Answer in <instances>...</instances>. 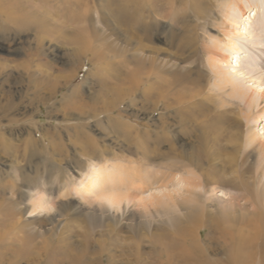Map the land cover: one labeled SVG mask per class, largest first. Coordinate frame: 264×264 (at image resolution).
Segmentation results:
<instances>
[{
    "label": "bare ground",
    "instance_id": "obj_1",
    "mask_svg": "<svg viewBox=\"0 0 264 264\" xmlns=\"http://www.w3.org/2000/svg\"><path fill=\"white\" fill-rule=\"evenodd\" d=\"M116 1L111 0V3L105 5L104 7H106V9H104V14L97 15V17L92 15L89 8H83L84 12L87 13L88 25L78 29L73 39L75 52L82 54L80 56L81 63L84 59L88 58L89 55L91 61L94 57H101L109 61V58L111 59L115 56L109 57L107 52L105 53V49H107L109 51L115 50L116 56L119 55L118 58H122L119 62L118 59L115 60L116 65L127 63L135 65L133 68H131L132 66L129 67L126 65L124 70H121V68H119V70L116 66V71L113 70L115 74L113 71L109 73L106 72V75L101 72L102 76L97 77V81L101 83L100 89L103 91V93L99 94H104V96L107 95V97L109 96L108 98L104 97L105 99L101 106L102 110H100L98 114L96 113L98 110L96 100L99 94L97 92H92L89 94V97L87 96V100L79 94V89H82V86L89 81V76L88 78L85 77L79 85H73L72 83L76 79L77 70L70 76L64 77L62 84H60L63 88L71 85V92L77 91V96L75 97H72L71 93L67 94L62 92L61 89V91L57 90L55 86L49 87V92L40 95L38 93L39 96H37V91H41L42 88L45 87L46 84L44 83H46V78L41 71L36 72L35 70L31 72L29 70L31 65L30 58L27 57L23 59L19 64L20 70L14 76L11 75L10 79L5 73L7 71V64L4 63L6 59L0 58V77H2L0 82V148L3 151L2 154L0 153V159L4 160L0 162V174L1 171L3 172L8 166L12 169L13 167H17L20 169L19 172L21 173L26 172L23 166L19 165L16 160L18 162L25 161L26 164H31L33 159L39 158L38 162L42 164L40 167L41 172L38 173L39 179L41 180L42 176L51 178V184L56 183V186L59 187H57L59 190L55 197L51 192L49 195V193L45 191L36 189L35 193L37 196H35L33 190V192H31L33 193L32 198L30 197L32 201L31 204H29V201L27 203L24 202L26 194L24 189L35 182L39 184L40 181L37 182L39 179H33L35 181L29 178L25 179L23 174L22 177L20 176V180L13 176L11 181L12 184L10 181L9 183H0V264H41L42 259L45 257L48 258L46 260L47 264L51 262V264H86L92 259L97 260L96 264L101 262L100 257L103 258L102 251L107 248H105L103 244L100 246V251L91 258L86 251L78 253V249L74 247L71 240V233L74 232V230L67 222L63 229L58 232L59 224L62 222V220H60L61 217L67 215L65 219L67 221L71 220L66 213L68 211L67 201L65 202V199L62 200L61 198L67 195L71 196L72 192L76 193V195H80V198L84 201L89 200V204L93 206L89 207L90 209L93 208L92 211H88V208H85L86 213L83 212V221L86 223L87 229L80 233L81 236L84 237V243L81 244H84L82 249L88 247V245L90 246L91 242L89 237L91 232L106 226L103 224V216L106 212L113 210L116 217L115 222H119V220H121V215H124L125 209L131 204L147 205L146 207L150 209L149 212L144 211L138 213L139 216L135 214L133 218L136 226L130 225L128 230L132 234L138 236V240L141 239L142 229H148L150 226L152 227L153 224L152 221L150 222L147 219L143 220L142 217L147 218L160 212L161 209L157 206L162 205L163 202L166 205L163 211L168 216V224L171 225L163 227L162 231H165V233L160 234L164 235V237L166 236L165 239L173 236L176 241L178 239L182 240L180 243L168 244L170 248H167L169 251L166 250L169 255L165 253L168 260L167 264H264V168L253 181H250L249 178L243 179L240 174L238 176L235 175L230 182L231 186L236 189L235 194L231 197L224 195L227 203L221 205V207L218 206L216 211L209 210L208 206L210 203L207 202L210 201L212 198L211 196L214 195L212 192H214L215 187L212 186L205 189L204 186L205 181L209 183H218V178H220L218 177L220 169L218 172L217 168L219 152L218 90L223 91V93L228 92L226 96L235 98L239 100L242 105L244 104L243 106L249 109L250 113L253 112L252 115L255 117L254 121H257L259 118H261L262 121V117H264V57H262V55H264V0H228L225 2V8H221V13L224 18H220L223 26L221 34L224 35V38L219 41L215 39L210 43L204 44L203 51H201L205 53V55H208V64H205L210 71L200 67L199 61L201 59H199L200 56L197 55L198 50H202L198 45L200 44V36L198 33V28L201 27L200 24L197 23L192 26L187 24L185 29L190 30V33H188V36H186L187 38L182 40L180 44L179 48L181 52L178 50L179 52H176L174 55L166 53L168 54L165 55L167 57L162 59L159 57L160 50L151 48V54L155 55L145 56L142 54L140 57L138 54L139 48L136 47V45L133 48H129V46L136 40L147 37H149L151 41V37L153 38L154 31L156 30L154 25L158 23L161 14L154 8L153 10H146L144 5L142 8L140 3H145L146 7H148L147 4H150V0ZM153 1L157 2V0ZM27 2L29 3V0H0V34L10 33V31L22 33L30 32L34 29L35 32H38V36H36L37 44L42 45L40 43L44 40V35L49 29L47 23L50 21L47 19V15L49 14L50 16V11L45 13V16L43 12L33 8L34 6L32 9L30 5L29 8L31 9H29L27 7ZM165 3L171 7L174 0H164V4ZM152 4H154V2ZM199 4H196L197 10L200 8ZM152 6L155 7L154 5ZM197 10H195V12H197ZM258 10L261 11V13H259ZM172 13L174 12L170 11L167 17L172 15ZM252 13L253 16L250 17ZM246 15L248 19L247 17L245 18ZM150 16L153 19H148ZM64 19L69 21V17L66 15H64ZM55 20L56 19H53L50 25L55 24ZM100 24L103 25L100 26ZM248 25H250V27H248ZM251 27L253 29L250 30ZM248 32L249 35L246 36L245 34H248ZM250 32H252V34H250ZM112 38H114V40H112ZM115 40H121L125 45L117 47L113 42ZM248 42H250V44ZM168 44L171 46V43ZM251 48H255L257 51L253 53ZM33 53L36 54L35 52ZM83 55H87V57H83ZM36 56L38 57V55ZM172 58H175L176 61H172ZM180 62L184 64L182 65ZM118 70L119 72H117ZM2 73H5V76H1ZM192 73H194L196 77H191ZM207 77L209 80L210 78L214 79L212 85L213 87L215 86L214 90L216 93H207L208 95L204 93L203 89L206 85L203 84H207ZM248 78L250 79L247 80ZM54 79H57L56 75ZM108 80H113V85L112 81ZM248 81L251 83L247 84ZM7 82L20 85V87L22 85V87L17 93H11L14 91L11 86L9 88H4ZM26 82L31 83L27 84ZM140 86L144 87L143 94L146 97H151V95L154 97L155 95L156 98H159L158 96L165 98L168 97L169 94L173 95V99L171 100L176 103V109L180 110L181 117L179 119L184 124L188 123L187 116L193 112L195 107L198 106L202 109V115L204 117L206 116V125L204 126L209 129V132L205 134L201 133L202 138H200L199 149L196 151L197 154L191 153L190 151L179 150V147L176 148L174 143L171 142V139L168 140L169 137L167 134L161 133L162 135H159L156 139L159 138L161 142L163 140L169 142L168 151L165 152V156L170 157L172 161L170 166H159V168H153L152 165H149V162H152L150 159H155L156 154H160V146L157 145L159 143H156L153 149L147 150V148L142 147V140L137 136L134 138V136H132L133 134H131L134 132L136 128L135 124L137 123L130 119H124V112H119L118 114L113 113V115L110 114L114 111L113 109L127 100L129 94L135 93L132 92L131 89L136 87L139 90ZM28 92H31L30 94H32V97L30 95L31 98L26 99ZM60 92H62V95L59 97ZM140 93L142 94V92ZM133 94H131V102H135L133 100ZM31 103L36 105L30 110L28 104ZM43 105L46 106L45 108L49 119L52 120L54 117L56 118L58 115L57 113L63 115L64 118L61 119L60 126L53 125L48 129V127L42 126L40 122L31 121L36 115L37 110ZM165 106L167 107V105ZM142 107H145V105H142ZM250 113L249 119L247 118L248 121L250 120ZM100 114H104V119H96ZM132 114L137 116L136 113ZM89 116L93 121L89 122V125L94 122L97 125H104V122L111 121L115 130L118 131V128L125 130L124 133L127 138L126 147L130 148L128 144L135 145V149H131L129 152L135 154L137 159L127 160L121 158L118 153L110 149V144H107L108 147H100L98 143H95L88 154L86 160L87 168H85V171L82 173L83 177L78 183H75V181L72 180L75 178L72 175L73 166L70 164L66 166L62 164L64 160L66 161L70 158V156L65 157L68 152L66 143H68V140L71 142L70 140L75 137L67 132L79 129L83 131L82 136H84L85 141H92V138H94L92 137L94 134L91 136L93 125L88 126V121L83 119ZM73 120L79 121L72 122ZM28 121H30V123H28ZM194 122H196V119ZM10 124H16L17 126H14L15 128H9ZM2 125H7L9 127L6 129L2 127ZM195 125L197 126L198 124L196 123ZM143 128L141 131H143ZM251 128L248 130L246 148L248 147L249 151L255 154V164L258 169L262 168L264 163V141L259 138V132ZM50 129H54L55 131H50ZM63 130L68 134L67 138L63 137ZM105 130L108 131L109 128L105 126ZM162 131L163 130L160 132ZM21 134H26V137H22L23 139H21L23 144L19 146L12 145V137L14 135L22 136ZM35 135H39V137ZM46 141L49 145L44 144ZM142 142H145V140ZM34 145L40 146V153L37 152L39 149H37L36 146L34 147ZM51 147L56 148V150L60 152H56L54 148ZM51 150L53 153H58L60 158L48 156ZM83 150H85V148L77 150L74 153L76 156L86 155L85 152L81 153ZM142 150L144 162L141 159L142 157H138V154ZM109 151H112V153ZM36 153L38 155H36ZM74 153H72L73 156H71V158L74 157ZM111 155L113 158L109 157ZM205 155L209 166H211V171L205 173V176L200 178L194 173L193 169H189L188 166L190 164L200 165ZM6 157H8L7 160L5 159ZM11 157H13V159H11ZM231 157L232 158L228 161L234 162L232 159H235V157ZM139 158L142 161H140ZM71 162L73 163V161ZM178 166L183 169L188 168V175H181L180 179L183 180V182L189 180L190 186L192 187L191 189L187 187L188 184L185 182V186L187 185L184 191L185 194L180 195V197H182L181 199H184V201L186 200L185 203H181L178 198L179 196L177 197L174 195L176 192L169 189L170 179L168 177L171 176V173L173 174ZM226 166L227 164L221 167L222 172L230 170V166ZM7 170L10 171V169ZM243 170L246 171L247 169ZM44 179L45 178H43V180ZM17 181L19 182L17 183ZM44 182L47 183L45 180ZM151 187L152 190L150 189ZM148 188L150 190H146ZM202 190H205L204 193L201 192ZM8 191H11L10 195H7ZM149 191L151 193H149ZM146 192L149 194L145 195ZM206 194L210 196L206 198ZM15 196L17 198H15ZM56 199L61 200L57 202ZM96 201H98V206L94 207ZM81 203V209H84L86 204H84V202ZM148 204L152 205V207L154 206L155 209H152ZM177 207L181 210L183 209L184 212L178 211ZM52 210H54L55 213L52 214ZM42 211L50 213L48 214L49 216L41 217L40 215H36L42 213ZM120 211L122 214H120ZM26 213H29V216L26 217ZM45 218L50 222L51 226L43 232L37 230L34 224L41 223ZM111 226L112 228L109 227V229L119 234L120 227H116V225ZM206 226H208L210 232L211 229L216 231L219 235L218 238H220L218 240V251L214 249L215 254L216 252H221L222 255H225L215 257L208 255L209 253L206 252L207 247L200 242L201 230L204 227L206 228ZM65 233L67 235L64 236ZM38 238L40 239L38 240ZM149 242L151 244L154 243L151 239ZM136 244L135 245L138 247L139 244ZM153 246L156 247L155 243ZM211 246L210 243L208 246L209 249ZM110 250H112V248ZM164 251L165 249L163 252ZM135 253H137V255H134H136V259H138L139 252L136 250ZM54 256L57 257L55 258ZM145 263L146 262L143 261V264ZM113 264H115V262H113Z\"/></svg>",
    "mask_w": 264,
    "mask_h": 264
},
{
    "label": "rangeland",
    "instance_id": "obj_2",
    "mask_svg": "<svg viewBox=\"0 0 264 264\" xmlns=\"http://www.w3.org/2000/svg\"><path fill=\"white\" fill-rule=\"evenodd\" d=\"M150 1H151L150 4H147L148 7H146L145 3L144 4L140 3V4H141L142 8L145 6L144 8H146V10H153V8H154L161 14V16H159L158 23H156L154 25L156 30L154 31L153 38L151 37V41H150L149 37L136 40L138 43L136 41L133 42V44L130 45L129 48H131V47L133 48L136 45V47L139 48L138 54L140 57L142 56V54L145 56L146 55L147 56L155 55V54H151L152 53L151 51L153 48H157L160 50V56L159 57L163 59L164 57H167V56H165V55H168L166 53L174 55L176 52H179V51L181 52V50L179 48L180 44L182 43V40L187 38L186 36H188V33H190V30L185 29L187 24L192 26V25H196L198 23L201 26L200 28H198V33L200 36V42H199L200 44H198V45H199V48H201L202 50H198L197 55H199L200 56L199 59H201L199 61L200 67L205 69V70H209L206 67V64H208V62H207L208 55L207 54L205 55V53H203L201 51H203L204 44L210 43V42H212V40H215V39L219 41L220 39L224 38V35L221 34L223 31V26H222V22H221L220 18H224L223 14L221 13V8L222 9L225 8V2L228 0H174V3L171 7H169L167 5V3L164 4V0H159V1L157 0V2L153 1V0H150ZM153 2H154V4H152ZM109 3H111V0H29V3L27 2L28 8L30 7V5H31V8L34 6L33 8L37 9L38 11L40 10L41 12L44 13V15H45V13H48L50 11V16H49V14L47 15V19L50 21L47 23V25L49 26V29L47 30L48 32H46L44 35V40L40 43L42 45L37 44L36 36H38L37 35L38 32H35L34 29L30 32H23L22 33V32H16V31L11 32L10 31V33H3V35L0 34V58L7 60V61L6 60L4 61V63L7 64V68H6L7 71L5 72L6 75L10 79L11 75L14 76L15 74H17V72L20 70L19 64L23 61V59H26L27 57H29L30 58L29 59L30 64H31L29 70L31 72H34L35 70H36V72L41 71V72H43V74L46 78V83H44L46 85L44 88H42L41 91H37V93H36L37 96H39L40 94H43V93L45 94L46 92H49V90H48L49 87H53V86H55L57 88V90L61 89L62 92H64V93H67V94L71 93L72 97L77 96V93H76L77 91L71 92V88H70L71 85H69L66 88H63L61 85L63 82L62 80H64V77L70 76L71 74L76 72V70L78 72H76L77 73L76 79L72 82L73 85H79L85 77L88 78V76H89V78H88L89 81H87V83L84 84V86H82V89H79L80 90L79 94L82 95L85 100H87V96L89 97V94L92 92L93 93L97 92L98 94L103 93V91H101V89H100L101 83H99L97 81V77H101L102 73H104V75H106V72L109 73V72L115 70L116 66L118 69L121 68V70H124L126 65L129 67L132 66L131 68H133L135 65L132 63L131 64L127 63V64H123V65H121V64L116 65L115 60L118 59V62H119L120 59H122V58H118L119 55L116 56L117 54L115 53L116 52L115 50L109 51L107 49H105L106 51L105 50L104 51H105V53L107 52L109 57L115 56L111 59L109 58V61L107 59H102L101 57L100 58L94 57L93 59L91 57V59H92V61H91L89 59L90 58V55H89L88 58L84 59V61L81 63L80 56L82 54L75 52V50H74L75 45H73V39H74L75 33L78 29L88 25L87 13L84 12L83 8H86V9L89 8L90 12H92V15L97 17V15L104 14V11H105L104 9H106V7H104V6L109 4ZM199 3H201V4H199ZM196 4H199L200 8H198V10L196 9L197 8ZM152 5H154L155 7H153ZM149 7H151V8H149ZM31 8H29V9H31ZM195 10H197V12H195ZM170 11H172L174 13H172V15L167 17L168 13ZM258 12L261 13V11H259V10H258ZM64 15L69 17V21L64 19ZM252 16H253V13L250 17H252ZM246 17H247V15L245 16V18ZM53 19H56L55 20L56 22H55V24L50 25L52 23ZM148 19H153V18L150 16V18H148ZM247 19H248V17H247ZM101 25H103V24H100V26ZM248 27H250V25H248ZM46 28H47V26H46ZM251 29H253V28L251 27L250 30ZM182 30H184V31H182ZM49 31H52V32H49ZM247 31H249V30H247ZM49 33H51V34H49ZM250 34H252V32H250ZM253 34H254V31H253ZM245 35L246 36L249 35V32H248V34H245ZM11 36L13 39L11 38ZM113 37H115V36H113ZM203 38H206V39H203ZM146 39L148 40V42ZM112 40H114V38H112ZM141 40H144L145 42L141 41ZM149 41H150V43H149ZM113 42L115 43V45L117 47H119L120 45H122V46L125 45V43L123 44V41H121V40H115ZM140 42H142V43H140ZM168 43H171V46ZM248 43L250 44V42H248ZM70 44H72V45H70ZM251 51L254 53L257 51V49L251 48ZM33 52H35L36 54H34ZM163 52H164V54H163ZM74 53H75V55H74ZM202 53H203L204 57L202 56ZM33 54H34V56H33ZM177 54H180V53H177ZM36 55H38V57ZM84 56L87 57V55H83V57ZM83 57H82V59H83ZM172 57H174V56H172ZM262 57H264V55H262ZM172 59H173L172 61H176L175 58H172ZM112 60H113V62H112ZM38 61H39V63H38ZM97 63H99V64H97ZM180 64L183 65L184 63L180 62ZM119 70L117 72H119ZM5 73H2L1 76H5ZM95 74H97L98 76ZM114 74H115V72H114ZM55 75L57 76L56 80L54 79ZM85 75H87V76H85ZM191 75H192L191 77H196V75L194 73H192ZM1 78L2 77H0V82H1ZM249 79L250 78H248L247 80H249ZM152 80H153V78H152ZM207 80H208L207 84H203V85H206V86H204L205 88L203 89L204 93L206 95H208L209 93H216V91L214 90L215 86L213 87V85H212L214 79L210 78V80H209L207 77ZM108 81H112V85H113V80H108ZM243 81H244V79H243ZM30 83H27V84H30ZM250 83L251 82L248 81L247 84H250ZM5 85L6 86L4 88H9L11 86V88L14 90L11 93H17L18 90H20V88L22 87V85L20 87V85L15 84V85H17V86H15L14 84H10L9 82H7ZM46 86H48V87H46ZM143 88L144 87L140 86L139 90L136 87L133 88L134 90L131 89L132 92H135L134 94L131 93V94H133V100L135 102H131L130 98L132 95L129 94L128 95L129 97H127V100H125L122 104H120L115 109H113V107H112V109L114 111L111 112L110 114L113 115V113L118 114L119 112L120 113L124 112V114H123L124 119H130L131 121L137 123V124H135V127H136L134 129L135 133L132 132L131 134H133L132 136H134V138L137 136L140 140H142V141L145 140L146 143L142 142V141H141V143L143 145L142 147L147 148V150L153 149V146L156 143H159L157 145L160 146L159 147L160 148L159 149L160 154H156L157 158L155 157V159H153V158L150 159L152 162H149L150 163L149 165H152L153 168L154 167L159 168V166L164 167L165 165L170 166V163L172 160L170 159V157L165 156L166 155L165 152L168 151L169 142L167 140L166 141L163 140L161 142V140L159 138H157L158 140L156 139V137H159V135H162V134H167V136L169 137L168 140L171 139V142L174 143L176 148L179 147L178 148L179 150L190 151L191 153L197 154L196 151H198L197 149H199L198 146L200 145V140H201L200 138H202L201 133L205 134L206 132L207 133L209 132V129L204 126V125H206V122H205L206 116L204 117L202 115V109L198 106L195 107L193 109L192 113H190V114L188 113L189 114L187 116L188 123L184 124L179 119L181 117L180 110L176 109V107H177L175 105L176 103H174V101L171 100V99H173L172 98L173 95L169 94V96H168L169 98L168 97L161 98V96H158V95L157 96L159 98H156L155 95H154V97H153V95H151V97H149V96L146 97L143 94ZM135 89H136V91H135ZM62 92L59 93V97H60V95H62ZM137 92H139V93H137ZM140 92H142V94ZM30 93L31 92H28L26 99L32 97V94H30ZM38 93H39V95H38ZM227 94H228V92L223 93V91L218 90V151L219 152H218V167L217 168H218V172L220 169V172L218 174V177H220V178H218L219 182L218 183H215V182L209 183V182L205 181V183H204L205 189L208 187L210 188L212 186L215 187L214 192H212V194H214V195L211 196L212 198L210 199V201H207L210 203L208 208L211 211H214V210L216 211V208L218 206L221 207V205L227 203L224 195L231 197L232 195L235 194L236 189L233 188L230 184L231 179L234 178L235 175L238 176L240 174V176L243 177V179L249 178L250 181H253L256 179V176L259 174V172H262L263 171L262 169L264 168V163H263L262 168H258V169L256 168L257 165L255 164V159H256L255 154L251 153V151H249L248 147L246 148L247 134H248V130L251 127H252L251 129H254V131L259 132V136H260L259 138L262 141H264V133H263L264 132V128H263L264 127V117H262V121H261V118H259L257 121L256 120L254 121L255 117H253V115H252L253 112L250 113L249 109H247L246 107L243 106L244 104L242 105L241 102L235 98H230V97L226 96ZM30 95H31V97H30ZM104 97L108 98L109 96L108 97H107V95L104 96V94L98 95V98L96 100V104L98 107V110L96 111L97 114L99 113L100 110H102L101 106L103 105V101L105 99ZM158 99L159 100L162 99V100L159 101ZM166 102H167V104H166ZM31 104H28V107L30 110H31V108H33L36 105L34 103H31ZM142 105H145V107H142ZM165 105H167V107ZM45 107L46 106H44V105L41 106V108H39L37 110V113L35 112L36 113V115L34 116L35 118L33 117L31 119V121L40 122V124L42 126H46V127H48V129L53 125H59L60 126L61 125V119L64 118L63 115L60 113H57L58 115L56 116V118L53 115L54 119L51 120L48 118V114L46 112L47 110ZM136 109H138V110H136ZM132 113H136L137 116H134ZM249 113H250V120L248 121L247 118L249 117ZM175 117H176V119H175ZM83 119L85 121H88L87 122L88 126L93 125L91 136L94 134L92 136L94 138H92L93 139L92 141L91 140L85 141L84 136H82L83 131H81L79 129L68 131L67 133H71L72 136H75V137L72 138V140H70L71 142H69V140H68V143H66L68 146V147H66V149H68V152L66 153L65 157L70 156V158L66 161L64 160L62 163V164H65V166L69 165V164L71 166H73L72 167V172H73L72 175L75 178H73L72 180L75 181V183H78L79 180L83 177L82 173L85 171V168H87L86 167L87 166L86 160H87L88 154L90 153V150L92 149V146L95 143H98L100 145V147L101 146L102 147H108L107 144H110L111 145L110 149L114 150L115 153H118L121 158H124L127 160L128 159L129 160L137 159V156L135 154L129 152V150L135 149V147H134L135 145L133 146V144L129 145L127 143L128 146H130V148L126 147V142H127L126 139L127 138H126V135L124 133L125 130H123L121 128H118L119 129L118 131L115 130V127L113 126L111 121L110 122L107 121L108 123L104 122L105 123L104 125H97V124H95V122L93 124L91 123L89 125V122H93L92 118H90V116H89V117H84ZM96 119H98V120L104 119V114H100ZM195 119H196V122H194ZM74 121L78 122L79 120H73L72 122H74ZM143 122H145V123H143ZM28 123H30V121H28ZM196 123L198 124L197 126L195 125ZM14 126H17V125L16 124H10V127L7 125H2V127L6 128V129L8 127L9 128H15ZM71 126H74V125H71ZM75 126H76V124H75ZM105 126L107 128H109L108 131L105 130ZM142 128H143V131H141ZM138 129H139V131H138ZM89 130H90V127H89ZM161 130H163L164 133H163V131L160 132ZM50 131H55V130L50 129ZM188 131H190V132H188ZM63 132H64L63 137L67 138L68 134L65 132V130H63ZM21 135L22 136H20V135L15 136L14 135L12 137V140H11L12 145L19 146L20 144L21 145L23 144V141L21 139L25 138L26 134H21ZM35 136L39 137V135H35ZM143 136H144V140H143ZM69 139H71V138H69ZM47 141L45 143L44 142L43 143L46 145L47 144L49 145V143ZM35 146L36 145H34V147ZM36 147H37V149H39V150H37V152L40 153L39 152L41 150L40 146L37 145ZM51 148H54V147H51ZM84 148L86 151L83 150V151H81V153L85 152L86 155L83 154V155H81L82 157L76 156V154L74 152L77 150L84 149ZM54 150L56 152H60V151L56 150V148H54ZM123 151H124V153H123ZM109 152L112 153V151H109ZM0 153L1 154L3 153L1 148H0ZM72 153H74L75 159H74V157L71 158V156H73ZM195 154H194V156H195ZM36 155H38V154L36 153ZM143 155L144 154H143V150H142L138 154V157H142L141 159L144 162V156ZM48 156H53L54 158L55 157L60 158V155L58 153L57 154L53 153L52 150L50 151V155H48ZM231 156L235 157V159L234 158L232 159V160H234V162L228 161L232 158ZM109 157L113 158L112 155ZM34 158H36V157H34ZM5 159L7 160L8 157H6ZM11 159H13V157H11ZM81 159H83V160H81ZM141 159H140V161H142ZM202 159L203 160L200 163V165L190 164L188 166V168L193 169L194 173L196 175H198L200 178L204 177L205 173L211 171V166H209V164H208V160L206 159V155ZM38 160H39V158L33 159V162H31V164H29V163L26 164L25 161H23V162L19 161L18 162L16 160V162L19 165L23 166V168L26 172L21 173V172H19L20 169H18L17 167H13V169H12V168H9V166H8L7 168H5V170L3 172L1 171L0 183L1 184L9 183V181H10V183L12 184L11 181H12L13 176L20 180V178L23 176V174H24L23 177L25 179L29 178V179H32V181L39 179L38 173L41 172L40 167L42 164L41 163L39 164ZM3 161L4 160L0 159V162H3ZM71 161H73V163ZM97 161H99V160H97ZM229 162L232 165H230ZM225 164H227L228 167L230 166V170H227L226 172H222L221 167L222 166L224 167ZM75 166H77V167H75ZM7 169H10V171H8ZM173 169H174V167H173ZM187 169H183V168H180L178 166L176 168V170H174L175 173L174 172H173V174L171 173V176L168 177L170 179L169 189L171 191H175L177 193V194L174 193V195H176L177 197L179 196L178 198L180 199L181 203L182 202L185 203L186 200L184 201V199H181L182 197H180V195L185 194L184 191L187 187H189L190 189L192 188L190 186L189 180L187 182L185 181L188 184V186L186 185L187 186L186 187L185 186L186 183L180 179L181 175L182 176L188 175ZM243 169H247V170L244 171ZM231 172H232V174H231ZM43 178H45L44 180L47 181V183L44 182ZM33 179H35V180H33ZM18 182L19 181H17V183ZM37 182H39V184H37L35 182L34 184H31L29 187L25 186L26 188L24 190L26 191L25 192L26 194H25L24 202L27 203L29 201L28 203L31 204V201H32L31 198H32L33 193L35 194V196H37V194L35 193L36 190L45 191V192L49 193V195L51 193H53L54 197L57 196L56 193L59 189H57L58 186H56V183L51 184V182H52L51 178L42 176L41 180L39 179ZM69 184H70V182H69ZM156 185H158V184H156ZM31 186H33V187H31ZM52 189L53 190L56 189V190H54V192H53ZM150 189L152 190V187ZM150 189L148 188L146 190H150ZM28 190H30V191H28ZM33 190H34V192H33ZM204 191L205 190H202L201 192L204 193ZM31 192H33V193H31ZM8 193H7V195H10L11 191H8ZM149 193H151V192L149 191ZM149 193L146 192L145 195H147ZM219 195H223V196H219ZM208 196H210V195L206 194V198ZM63 197L61 199L62 200L65 199L64 201L68 202V203L66 202L67 209H68V211L66 213L68 214V217L71 218V220L67 221L65 219V218H67V215L64 217H61L60 220H62V222L59 224L58 232H60V230L63 229V227L66 225V222L68 223V225L70 227L73 228L74 232L71 233L72 234L71 240L74 244V247H76V249H78V253H83L84 251H86V253L92 258V257H94L95 254H97L98 251H100V246H102V244L105 248L106 247L110 248V249L112 248V250L106 248V249H104V251H102L103 252V255H102L103 258L100 257L101 262H98L97 264H113V262H115V264H119V263L143 264V261L146 262L145 264H167L168 260H167L166 255H169L167 252V250H168L167 248H170V245H168V244H172V243L174 244V243L182 242V240H180V239H178L177 241L174 240L173 236L169 237L168 239H165L166 236L164 237V235L160 234V233H165V231H162L163 227H168L171 225V224H168V220H167L168 216L163 211L166 208V205L163 202H162V205L157 206L158 208L161 209L160 212H157L154 215H151L147 218L142 217L143 220L147 219L150 222L152 221L153 224H152V227L150 226L148 229L147 228L142 229L141 239L138 240V238H137L138 236H136L135 234H132L131 232L128 231L130 228V225L136 226V224L134 223L135 221H134L133 217L135 214L137 216H139L138 213H142L144 211L149 212L150 209H149V207H146L147 205H141V204L132 205L131 204L127 207V209H125L124 215H121V218H120L121 220H119V222H115L116 217H115L113 210L106 212L105 215L103 216V218H104L103 224H105L106 226L100 227V228H98V230L91 232L90 237H89V240L91 242L90 246L88 245V247H85L84 249H82L84 244L83 245H81V244L84 243V237H82L80 233L82 231H86V229H87L86 223L83 221L84 220L83 212H85V208H88V211H92L93 208L90 209L89 207H93V206H91L89 204V200L84 201L82 198H80V195H76V193H74V192H72L71 196L67 195V196H63ZM66 197H67V199H66ZM15 198H17V197L15 196ZM61 199H56V201L59 202ZM91 199H93V198H91ZM81 202H84V204H86V207H84V209H81V207H82ZM95 206H98V201H96L94 203V207ZM148 206H150L152 209H155V207L154 206L152 207V205L148 204ZM179 209L180 208L177 207L178 211L184 212L183 209L182 210L181 209L179 210ZM54 210H56V209H54ZM54 210L51 211L52 214L55 213ZM48 214H50V213H47V211H42V213H38L36 215H40L42 217V216H49ZM120 214H122L121 211H120ZM27 216H29V213H26V217ZM46 218H48V217H46ZM46 218L41 223L34 224V226L36 227L37 230H40L43 232V231H45V229H47V228H49V226H51L50 222L47 221ZM113 223H118V224H113ZM111 225H116V227H120L119 234H117L115 231L113 232V231H111V229H109V227L112 228ZM75 230H78V231H75ZM65 235H67V234L65 233L64 236ZM134 237H136V238H134ZM218 237H219L218 233L216 231H213V229H211V232H210L208 226H206V228L205 227L202 228V230H201L200 242L205 247H207L206 252L209 253L208 255H210V256L212 255V256L218 257V256L225 255V254L222 255L221 252H216V254H215L214 249H217L216 251H218V240L220 239ZM108 238H109V240H108ZM39 239L40 238H38V240ZM150 239L153 240L156 247L153 246L154 243L151 244L149 242ZM115 240H116V242H115ZM113 242H115V243H113ZM136 243L139 244L138 247L136 246L137 245ZM210 243L212 246L209 249L208 246L210 245ZM79 248L82 250H80ZM164 249H165V251L163 252ZM136 250L139 252V255H138L139 258L138 259H136V257H137L136 256L137 253H135ZM42 253H43V251H42ZM165 253H166V255H165ZM134 254H136V255H134ZM156 255H157V257H156ZM54 257L56 258L57 256H54ZM47 259L48 258H46V257L44 259H42L41 264H47V262H46ZM44 260H45V262H44ZM109 260H110V262H109ZM141 261H142V263H141ZM91 262H93V263H91ZM96 262H97V260L92 259L89 263H86V264H90V263L96 264ZM51 263H49V264H51ZM193 263H194V261H193Z\"/></svg>",
    "mask_w": 264,
    "mask_h": 264
}]
</instances>
